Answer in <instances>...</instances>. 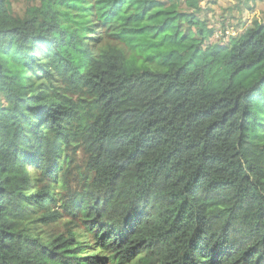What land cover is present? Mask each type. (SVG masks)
<instances>
[{
  "label": "trees",
  "instance_id": "trees-1",
  "mask_svg": "<svg viewBox=\"0 0 264 264\" xmlns=\"http://www.w3.org/2000/svg\"><path fill=\"white\" fill-rule=\"evenodd\" d=\"M177 6L0 0V264H264V22Z\"/></svg>",
  "mask_w": 264,
  "mask_h": 264
},
{
  "label": "rangeland",
  "instance_id": "rangeland-1",
  "mask_svg": "<svg viewBox=\"0 0 264 264\" xmlns=\"http://www.w3.org/2000/svg\"><path fill=\"white\" fill-rule=\"evenodd\" d=\"M196 1L197 5H189ZM12 13L24 16L25 10L35 3V0H10ZM180 12H192L199 22H204L207 28L213 29V35L207 41L219 40L227 42L229 37L240 34L250 26L253 20L264 22V0H176ZM186 23H182V29ZM205 27V28H206ZM195 30V29H194ZM80 159V154H77ZM77 179V178H76ZM72 188L76 181L70 180ZM59 226L56 230H62Z\"/></svg>",
  "mask_w": 264,
  "mask_h": 264
}]
</instances>
